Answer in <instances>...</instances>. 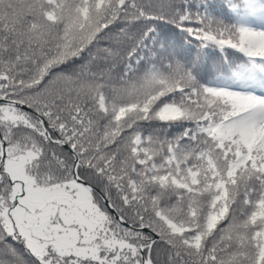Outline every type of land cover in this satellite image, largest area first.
<instances>
[{
  "label": "snow or ice",
  "instance_id": "obj_1",
  "mask_svg": "<svg viewBox=\"0 0 264 264\" xmlns=\"http://www.w3.org/2000/svg\"><path fill=\"white\" fill-rule=\"evenodd\" d=\"M0 264H264V0H0Z\"/></svg>",
  "mask_w": 264,
  "mask_h": 264
}]
</instances>
